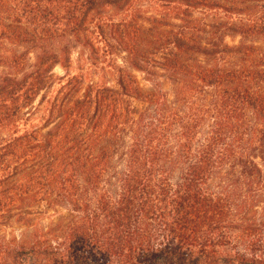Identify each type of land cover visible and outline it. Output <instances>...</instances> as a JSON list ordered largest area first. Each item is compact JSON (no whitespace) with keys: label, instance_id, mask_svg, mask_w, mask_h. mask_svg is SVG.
<instances>
[{"label":"trees","instance_id":"trees-1","mask_svg":"<svg viewBox=\"0 0 264 264\" xmlns=\"http://www.w3.org/2000/svg\"><path fill=\"white\" fill-rule=\"evenodd\" d=\"M6 215L0 264H264V0H0Z\"/></svg>","mask_w":264,"mask_h":264},{"label":"rangeland","instance_id":"rangeland-1","mask_svg":"<svg viewBox=\"0 0 264 264\" xmlns=\"http://www.w3.org/2000/svg\"><path fill=\"white\" fill-rule=\"evenodd\" d=\"M77 53L75 52L73 54V59L76 60ZM54 73L56 75H62L64 73L62 67L57 66L54 69ZM138 78L141 82V85L143 88L148 89L151 87V84L143 79L142 75H138ZM165 87V86H164ZM167 88V87H165ZM139 105V104H138ZM27 212H30L32 222L37 223L41 226H47L51 222H55L58 219V213H56L52 208L47 207L45 204L41 206H37L33 209L27 210ZM11 215H6L1 221H0V231L1 233H4L6 236L11 235H20L24 231L25 225L19 222H16L14 217H10Z\"/></svg>","mask_w":264,"mask_h":264}]
</instances>
